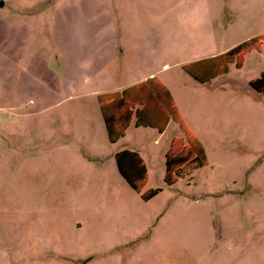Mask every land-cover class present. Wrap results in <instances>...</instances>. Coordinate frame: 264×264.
Returning <instances> with one entry per match:
<instances>
[{"label": "rangeland", "instance_id": "374dc122", "mask_svg": "<svg viewBox=\"0 0 264 264\" xmlns=\"http://www.w3.org/2000/svg\"><path fill=\"white\" fill-rule=\"evenodd\" d=\"M2 1L1 55L60 82L71 71L59 59L60 12L75 0ZM210 86H192L208 98L190 126L200 145L183 134L202 167L183 178L166 168L146 186L92 155L105 141L88 134L89 101L58 104L23 130L1 114L0 254H10L1 264H264V111L230 85ZM60 111L76 112L80 142L60 132L71 125Z\"/></svg>", "mask_w": 264, "mask_h": 264}, {"label": "crops", "instance_id": "0c3cea01", "mask_svg": "<svg viewBox=\"0 0 264 264\" xmlns=\"http://www.w3.org/2000/svg\"><path fill=\"white\" fill-rule=\"evenodd\" d=\"M122 1L75 0L60 12L59 59L71 64L60 82L0 51V115L22 126L58 104L89 101L97 123L91 118L88 134L105 141L92 155L112 157L120 173L146 186L193 157L183 134L200 145L190 126L208 98L195 97L193 85L197 92L230 85L264 111V0ZM74 111H60L71 120L60 132L80 142L86 131ZM146 137L158 153L151 143L144 148ZM159 160L164 169L154 170ZM3 255L0 264L10 254Z\"/></svg>", "mask_w": 264, "mask_h": 264}, {"label": "trees", "instance_id": "16d2710c", "mask_svg": "<svg viewBox=\"0 0 264 264\" xmlns=\"http://www.w3.org/2000/svg\"><path fill=\"white\" fill-rule=\"evenodd\" d=\"M202 167V162L198 157L191 158L185 164L178 167L174 172L176 178H183L190 175L193 171Z\"/></svg>", "mask_w": 264, "mask_h": 264}, {"label": "water", "instance_id": "95a60500", "mask_svg": "<svg viewBox=\"0 0 264 264\" xmlns=\"http://www.w3.org/2000/svg\"><path fill=\"white\" fill-rule=\"evenodd\" d=\"M3 5V3L2 2H0V6H2Z\"/></svg>", "mask_w": 264, "mask_h": 264}]
</instances>
